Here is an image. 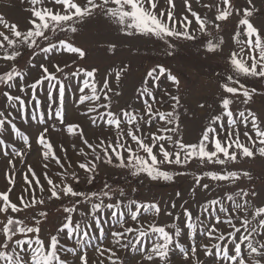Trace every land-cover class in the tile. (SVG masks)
<instances>
[{
  "label": "snow or ice",
  "instance_id": "obj_1",
  "mask_svg": "<svg viewBox=\"0 0 264 264\" xmlns=\"http://www.w3.org/2000/svg\"><path fill=\"white\" fill-rule=\"evenodd\" d=\"M244 2L247 6L239 0H182V11H186L179 15L173 11V0H163L166 8H160L161 0H26L30 13L26 29L20 30L17 23L0 17V25L8 30L7 34L0 31V61L8 64L0 69V86L4 89L0 92V155L5 158V168L0 172L5 181L0 188V264H90L88 245L104 239L105 225L111 231V244L98 246L95 251L100 257L107 254L108 264H130L118 254L120 250L139 253L136 264H172L173 254L179 255L177 264H264V201L254 202L255 191L223 186L224 182L238 186L242 177L251 179L246 170H231L238 159L264 158V118L247 107L239 108L240 103L247 106L257 92L239 77L264 80V29L252 22L259 9L253 0ZM194 4H202L210 15L203 16ZM97 19L125 37L163 46L168 57L183 47L181 41L199 44L206 54L223 56L226 63L218 82L219 108L208 116L197 142L177 136L181 123L179 96L165 91L163 95L172 102L170 110L157 107L163 101L157 100L153 90L159 88L161 79L177 89L180 83L163 63L148 69L136 88L139 106L127 102L120 106L122 93L107 77L97 81L95 67H78L65 73L69 65L53 63L49 57L47 65L32 64L39 71L29 82V73L15 63L24 50L33 57L59 52L85 59V49L74 39L69 40L67 34H77L83 24ZM230 20H234V27L227 39L217 35L227 30ZM115 48V44L109 46L110 51ZM126 72L121 66L110 74L117 86ZM72 77L80 78L74 104L82 109L81 117L93 129L98 124L101 130L108 128L109 135L97 137L96 142H90L83 125L67 120L64 101L69 85L65 81ZM45 83L46 101H42L38 91ZM199 107L204 109L205 104ZM28 117L32 123L30 129H24ZM153 124L159 126L152 130ZM55 132L77 137L85 147L76 154L84 160L77 161L75 167L66 163L69 158L63 142L59 151L64 156L57 154L52 142ZM34 145L42 174L26 159ZM191 163L203 167L201 174L193 176L189 190L207 193L216 182L214 190L219 192L215 198L197 203L195 215L186 206L187 200L175 212V202L162 209L156 202L129 199L123 189L108 184L99 192L85 193L75 187L81 181L78 170H83L84 179L92 184L101 165L149 181L175 182L187 179L186 166ZM18 164L26 167L21 170L23 186L14 200ZM53 164L58 169L54 176L48 171ZM164 166L174 167L167 170ZM175 197L181 198L182 193L177 191ZM64 200L68 203L62 207L60 223L45 238L42 225L49 213L40 208L48 201ZM26 211L31 214L20 215ZM162 213L171 221L160 224L155 218ZM69 240L74 243L69 245Z\"/></svg>",
  "mask_w": 264,
  "mask_h": 264
},
{
  "label": "rangeland",
  "instance_id": "obj_2",
  "mask_svg": "<svg viewBox=\"0 0 264 264\" xmlns=\"http://www.w3.org/2000/svg\"><path fill=\"white\" fill-rule=\"evenodd\" d=\"M239 2L247 6L244 0H239ZM173 3L175 4V8L173 9L174 13L183 15L186 10L182 11V0H173ZM253 3L259 9V12L253 16L252 22L258 28L264 29V0H253ZM28 7L26 0H24V2H22V0H0V17H3L9 23H17L20 30H24L29 27L28 18L30 13L26 11ZM166 7L163 0H161L160 8ZM194 8L200 11L205 17L210 15L209 10L203 9L202 4H194ZM233 27L234 20H230L227 24V30L222 33H217V35L222 34L227 39L228 33L232 31ZM0 31H5L6 34L8 33V30L4 29L2 25H0ZM67 37L69 40L74 39L76 45L85 49L87 53L86 58L79 60L72 54H61L59 52L49 53L47 57L43 53L37 57H33L29 50H24L21 57H19L15 63H17L22 70L29 73V82H31L34 77H37L39 71L38 68L32 67V64L38 65L39 63H44L47 65L49 64L48 58L50 57L53 63L59 61L61 66L65 63L69 65V67L65 69V73H71L78 67L88 69L93 67L97 68V81H102L107 77L110 79L111 86L116 91L122 93V96L118 98L120 106H123L125 102L139 106L140 101L136 99V88L140 85L148 69L157 62L163 63L177 76L180 83L177 89L176 86L172 85L171 82L167 81L165 78L161 79L159 88L153 90L157 100L163 101L162 104H157V107L162 111L170 110V104L172 102L169 97L163 95L165 91L180 97L181 104L177 111L181 115V123L177 136L182 137L186 142H197L202 134L203 128L208 123V116L216 113L219 108L218 101L220 97L218 82H220V77L224 75L226 61L220 54H206L201 46L195 42L181 41L180 43L183 47L177 48L175 55L168 57L164 54L163 46L148 41L147 39L125 37L116 32L114 28L109 27L103 20L99 19L88 21L78 29L77 34L68 33ZM111 44H115L116 48L110 51L109 46ZM225 51L227 52V49H225ZM30 61L31 63H29ZM121 66H124L127 72L122 75L119 86H117L114 77L110 74H114L116 71L120 70ZM7 67L8 64L0 61V69H5ZM50 70H52L51 67ZM239 79L246 87H255L257 89L256 94L249 104L245 106L240 103L239 108L243 109L247 107L264 118V80L252 77L246 78L243 76L239 77ZM65 83L69 85L64 101L68 122L80 123L83 125L85 134L90 142H96L97 137L108 136L109 132L107 126L101 130L98 124L96 128L93 129L88 120L81 117L80 111L82 109H78L74 104V101L79 95L77 85L80 83V78L72 77L70 80L65 81ZM3 90V87L0 86V92ZM46 91L47 83L43 86V90L38 91V95L42 101H46ZM12 92L13 94H17L15 89H13ZM0 103H3L2 99H0ZM116 103L117 100H114V104ZM200 104H205V108L201 109L199 107ZM28 119L29 123L23 124L24 129H30V124L32 122L30 117H28ZM17 123L19 124L20 121H17ZM158 126L159 124H153L152 130H155ZM93 131H95V135H93ZM145 131H147V126L145 127ZM243 131L244 127L241 125L240 133L242 139ZM4 135H7V133H4ZM51 139L54 146H56L57 154L61 156H64V153L59 151V144L63 142L67 149V157L69 158L66 163L71 162L75 167L77 161L84 160V157L76 154L80 147H85L77 137L67 135L66 133L61 134L60 132H55L51 134ZM73 145H75V147H73ZM26 159L29 164L36 166V171L38 173L42 174L43 166L40 163V156L35 145ZM25 167V165L18 164L16 188L12 194L14 200L23 186L21 170L25 169ZM164 167H166L167 170H172L174 166ZM202 167L203 166L198 163H191L186 166V170L189 173L187 179L179 178L175 182H165L149 181L143 177H133L129 175L126 170L117 169L113 166L101 165L96 179L92 184H88L84 179L85 174L83 170L77 169L81 176V181L78 185H75V187L79 191L88 193L90 191L99 192L103 189L104 184H108L113 189H123L127 193L129 199H136L141 202H156L162 209L170 207L171 203L175 202L177 205L175 212H179L180 204L187 200L189 203L186 206L189 207L195 215L198 211L196 207L197 203H202L207 198H215L219 195V192L214 190L216 182H212L213 190H209L207 193L200 189H197L195 193L189 190V185L193 176L201 174L199 170L202 169ZM4 168L5 158L0 155V172H2ZM57 170L54 164L48 169L53 176ZM231 170H246L250 173L251 179L242 177L238 182V186L224 182L223 186L225 188L229 190L243 189L249 192L255 191L257 197H255L254 202L258 204L264 201V158L257 156L253 159H238L231 166ZM4 184L5 181L2 175H0V188H3ZM132 189L136 191H132ZM177 191L182 193V197L179 199L175 197ZM67 203V200L48 201L44 206H41L40 210H46L49 213L47 222L42 225V235L45 238L48 237L50 232H55L63 215L62 207ZM30 214V211H26L20 215L28 216ZM155 219H157L160 224H165L170 222L172 218L162 213ZM105 229L103 240H92L88 245L87 255L90 264H100L101 260H104V264H108L106 260L107 254H105V257H100L95 251V248L98 246L103 247L111 244V231L109 226L105 225ZM67 243L72 245L74 242L69 240ZM118 254L128 259L130 264H136L140 256L139 253H132L130 250H120ZM132 257H135V259H132ZM178 260L179 255L173 254L171 257L172 264H177Z\"/></svg>",
  "mask_w": 264,
  "mask_h": 264
}]
</instances>
